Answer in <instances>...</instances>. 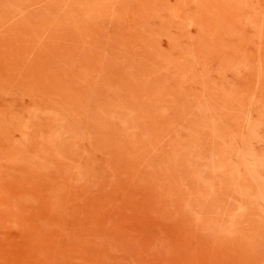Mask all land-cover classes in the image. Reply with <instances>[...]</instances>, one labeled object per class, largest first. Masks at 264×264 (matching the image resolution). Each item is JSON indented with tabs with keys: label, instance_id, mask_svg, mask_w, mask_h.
I'll use <instances>...</instances> for the list:
<instances>
[{
	"label": "rangeland",
	"instance_id": "rangeland-1",
	"mask_svg": "<svg viewBox=\"0 0 264 264\" xmlns=\"http://www.w3.org/2000/svg\"><path fill=\"white\" fill-rule=\"evenodd\" d=\"M0 264H264V0H0Z\"/></svg>",
	"mask_w": 264,
	"mask_h": 264
}]
</instances>
